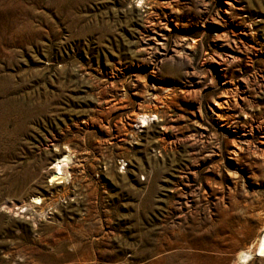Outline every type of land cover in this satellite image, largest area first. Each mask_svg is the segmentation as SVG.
<instances>
[{
    "label": "rangeland",
    "instance_id": "rangeland-1",
    "mask_svg": "<svg viewBox=\"0 0 264 264\" xmlns=\"http://www.w3.org/2000/svg\"><path fill=\"white\" fill-rule=\"evenodd\" d=\"M263 225L264 0H0V264H264Z\"/></svg>",
    "mask_w": 264,
    "mask_h": 264
},
{
    "label": "bare ground",
    "instance_id": "bare-ground-1",
    "mask_svg": "<svg viewBox=\"0 0 264 264\" xmlns=\"http://www.w3.org/2000/svg\"><path fill=\"white\" fill-rule=\"evenodd\" d=\"M141 123H143V125L148 124L147 117H141ZM69 162H70V156L67 154H63L62 159H58V162L56 163V168H53L54 170H52L50 174L52 181L61 180V179L65 181L66 178H68L67 177L68 170L66 166H68ZM33 200L35 202H39L40 199L39 197H34ZM254 256L259 258H264V225L262 229L257 233L253 242H251V244L248 246L247 250L241 252L239 258L247 263Z\"/></svg>",
    "mask_w": 264,
    "mask_h": 264
}]
</instances>
